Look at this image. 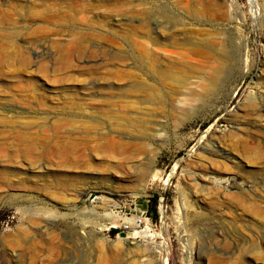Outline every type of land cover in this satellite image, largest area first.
Returning <instances> with one entry per match:
<instances>
[{
  "label": "rangeland",
  "instance_id": "obj_1",
  "mask_svg": "<svg viewBox=\"0 0 264 264\" xmlns=\"http://www.w3.org/2000/svg\"><path fill=\"white\" fill-rule=\"evenodd\" d=\"M0 264H264V0H0Z\"/></svg>",
  "mask_w": 264,
  "mask_h": 264
},
{
  "label": "built area",
  "instance_id": "obj_2",
  "mask_svg": "<svg viewBox=\"0 0 264 264\" xmlns=\"http://www.w3.org/2000/svg\"><path fill=\"white\" fill-rule=\"evenodd\" d=\"M150 222V216L148 210L137 209L133 218H127L120 226L121 232L131 233L137 232L139 229L148 228ZM117 228L116 226H112Z\"/></svg>",
  "mask_w": 264,
  "mask_h": 264
},
{
  "label": "trees",
  "instance_id": "obj_3",
  "mask_svg": "<svg viewBox=\"0 0 264 264\" xmlns=\"http://www.w3.org/2000/svg\"><path fill=\"white\" fill-rule=\"evenodd\" d=\"M158 200H159V196L155 195L153 198H151L149 200V206H148V214L150 217H155L158 218L159 214H158ZM111 232L113 233V235L117 234L119 232V230L117 229H113L111 230Z\"/></svg>",
  "mask_w": 264,
  "mask_h": 264
},
{
  "label": "bare ground",
  "instance_id": "obj_4",
  "mask_svg": "<svg viewBox=\"0 0 264 264\" xmlns=\"http://www.w3.org/2000/svg\"><path fill=\"white\" fill-rule=\"evenodd\" d=\"M135 79L132 81L134 84H135ZM134 84H131L132 86H134V87H136L137 85H139V84H137V85H134ZM144 89V88H143ZM195 89V88H194ZM191 94L193 95V96H196L198 93H197V90L195 91V90H193L192 92H191ZM256 109V108H255ZM250 112H251V110H250ZM252 112H253V114H254V110H252ZM259 113V111L257 110L256 112H255V114H258ZM261 113V112H260ZM252 114V115H253ZM251 115V114H250ZM254 117H256L255 115H254ZM158 136V135H157ZM219 153V152H218ZM117 218H119V216L117 215V214H115V213H109L108 215H107V217H106V219H108L111 223H114V221H115V219H117Z\"/></svg>",
  "mask_w": 264,
  "mask_h": 264
}]
</instances>
